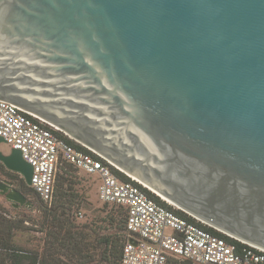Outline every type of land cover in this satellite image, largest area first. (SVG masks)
<instances>
[{
	"label": "water",
	"instance_id": "95a60500",
	"mask_svg": "<svg viewBox=\"0 0 264 264\" xmlns=\"http://www.w3.org/2000/svg\"><path fill=\"white\" fill-rule=\"evenodd\" d=\"M0 101L264 252V0H0Z\"/></svg>",
	"mask_w": 264,
	"mask_h": 264
},
{
	"label": "built area",
	"instance_id": "2783aa9c",
	"mask_svg": "<svg viewBox=\"0 0 264 264\" xmlns=\"http://www.w3.org/2000/svg\"><path fill=\"white\" fill-rule=\"evenodd\" d=\"M0 137L33 167L30 188L44 204L55 201L63 169L96 179L99 201L125 214L121 264H264L263 251L169 205L131 177L123 179L118 168L91 149L2 101ZM77 218L83 219V212Z\"/></svg>",
	"mask_w": 264,
	"mask_h": 264
},
{
	"label": "trees",
	"instance_id": "16d2710c",
	"mask_svg": "<svg viewBox=\"0 0 264 264\" xmlns=\"http://www.w3.org/2000/svg\"><path fill=\"white\" fill-rule=\"evenodd\" d=\"M73 171L76 170L63 169V173L58 175L56 198L52 205L44 204L20 178L18 190L24 195L31 191L40 203V227H36L32 217L10 216L8 210L0 205V264H92L97 256L92 252H100L97 264H121L124 235L97 234L90 242L88 239L92 235L84 231L86 226L75 223L72 212L78 195L70 193L72 181L68 178ZM0 174L10 181L18 180V175H11L2 164ZM119 174L129 180L126 175ZM111 208L114 213L108 215V221L113 224L118 220L125 230L124 211L115 206ZM28 231L44 234L42 247L27 249L16 243L17 233Z\"/></svg>",
	"mask_w": 264,
	"mask_h": 264
},
{
	"label": "rangeland",
	"instance_id": "374dc122",
	"mask_svg": "<svg viewBox=\"0 0 264 264\" xmlns=\"http://www.w3.org/2000/svg\"><path fill=\"white\" fill-rule=\"evenodd\" d=\"M11 149L12 148L6 143H2L0 145V150L5 154L10 153ZM9 173L11 175H18L12 172ZM17 177L18 180L10 181V179L3 177L0 174V179H7L12 183L14 182L13 184L15 188L18 190V187L20 185L19 180L21 176L18 175ZM68 178L72 181V190L70 193L78 195L74 200L72 216L77 225L81 227L86 226V228H83L84 231L92 235V238H89L88 241L93 242L97 234H118L123 236L124 230H122L119 221L117 220V222L113 224L108 221V215L113 214L114 209L103 205L99 201L97 195L98 183L96 179L88 177L85 173H78L76 171L71 172ZM27 194L28 195L26 196L28 197V199L31 200L34 204L32 208L23 207L15 210L2 195H0V205L8 210L10 216L15 217L17 215H20V217H32L37 224L36 227H40V203L31 191H28ZM78 212H83V219L77 218ZM44 237V234L36 232H18L16 236V243L27 249L42 247ZM92 253H97L96 261L92 263L97 264V261L99 259L98 253L100 252Z\"/></svg>",
	"mask_w": 264,
	"mask_h": 264
},
{
	"label": "bare ground",
	"instance_id": "6f19581e",
	"mask_svg": "<svg viewBox=\"0 0 264 264\" xmlns=\"http://www.w3.org/2000/svg\"><path fill=\"white\" fill-rule=\"evenodd\" d=\"M159 197V196H158ZM160 198V197H159ZM162 199V198H161ZM163 201H165L164 199H162ZM166 203H168L169 205H171V206H173V207H175L174 205H172V204H170L169 202H167V201H165ZM175 208H177V207H175ZM177 209H179V208H177ZM180 210V209H179ZM205 224V223H204ZM207 225V224H206Z\"/></svg>",
	"mask_w": 264,
	"mask_h": 264
}]
</instances>
